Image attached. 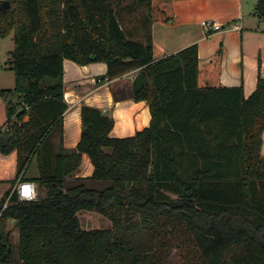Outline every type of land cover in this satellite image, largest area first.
Listing matches in <instances>:
<instances>
[{
  "label": "trees",
  "instance_id": "1",
  "mask_svg": "<svg viewBox=\"0 0 264 264\" xmlns=\"http://www.w3.org/2000/svg\"><path fill=\"white\" fill-rule=\"evenodd\" d=\"M4 1L11 5L2 10ZM125 1L131 14L146 10L141 40L122 26L117 9ZM255 15L264 20V0ZM173 18V0H0V39L14 33L15 43V87L1 95L17 97L8 102L0 153L19 152L12 186L25 181L37 156L35 182L46 190L34 202L12 197L0 229V263L264 264V78L260 73L246 98L242 86L221 83L222 46L204 66L197 44L166 54L152 26ZM66 59L105 63L100 82L136 72L131 98L148 103L150 126L113 138V117L84 105L78 146L61 143L49 157L69 109ZM83 154L95 168L89 180L108 188L75 179ZM71 180L77 184L68 186ZM9 194L0 197V212ZM80 211L105 216L113 228L83 229ZM11 220L19 227L17 257Z\"/></svg>",
  "mask_w": 264,
  "mask_h": 264
},
{
  "label": "crops",
  "instance_id": "2",
  "mask_svg": "<svg viewBox=\"0 0 264 264\" xmlns=\"http://www.w3.org/2000/svg\"><path fill=\"white\" fill-rule=\"evenodd\" d=\"M257 3L258 0H173V20L158 21L152 26L154 42L166 54H174L197 44L202 66L210 63L222 46L221 83L226 87L242 86L248 98L257 88L259 74L264 78V20L255 15ZM204 20L217 21L223 25V30L206 36L202 26ZM231 23L239 25L241 29L231 28ZM10 37L11 35L0 39V131L9 119L8 102L17 100L16 96L6 100L1 95L2 90H12L15 87V78H10L8 74L13 72L11 53L15 48V43L14 48L10 44ZM12 40L14 41V36ZM107 71L105 63L81 66L71 60L64 61L65 101L69 109L63 117L62 137H52L50 148L47 149L49 157L59 151L61 143L68 150L78 146L82 137L84 105L102 110L113 117L115 125L110 133L113 138L133 137L150 126L152 116L148 103L136 102L131 98V85L136 72L113 81L105 79L100 82ZM28 120L26 117L25 121ZM262 156L264 158V143ZM18 168L17 150L9 155L0 153L1 198L13 188L12 182L17 179ZM94 170L90 157L83 154L75 179H88L87 186L97 191L108 188L109 182L89 180ZM39 175V162L34 158L26 171L24 182H32L38 186L35 179ZM74 184L77 182L72 180L67 183L68 186ZM38 193L39 199L44 198L46 190L38 187ZM92 218L86 219L87 224L92 222ZM81 226L83 228L82 222Z\"/></svg>",
  "mask_w": 264,
  "mask_h": 264
},
{
  "label": "rangeland",
  "instance_id": "3",
  "mask_svg": "<svg viewBox=\"0 0 264 264\" xmlns=\"http://www.w3.org/2000/svg\"><path fill=\"white\" fill-rule=\"evenodd\" d=\"M127 4L128 2L125 1L122 3V6L118 7L117 9L120 12V19H121L122 26L130 35L135 37L134 38L135 40H141L140 35L142 33L140 30L141 27L139 24V20L146 14V10L143 8L139 10L138 12H136L135 14H131L130 11L126 8ZM13 35L14 33L11 34V37L9 38L12 48H14V41L12 40ZM8 74H10V78H13V79L15 78L14 72H10ZM49 142H50V138L43 146V151L47 148V145L49 144ZM35 158L37 159V156H35ZM78 216L81 222L83 223V228L85 230H111L113 228L111 221L105 216L97 212L80 211L78 213ZM90 217L91 218L94 217L97 219L95 220L92 218L91 219L92 222L87 224L86 219ZM10 230H11V233H10L11 243L13 246L14 254L17 257L19 255L18 254L19 253V227L18 225H14ZM173 255L175 257L178 256V252L174 251ZM177 260L182 262V259L179 256L177 257Z\"/></svg>",
  "mask_w": 264,
  "mask_h": 264
},
{
  "label": "built area",
  "instance_id": "4",
  "mask_svg": "<svg viewBox=\"0 0 264 264\" xmlns=\"http://www.w3.org/2000/svg\"><path fill=\"white\" fill-rule=\"evenodd\" d=\"M202 26L206 36H211L214 32H219L223 30V25L214 20H204ZM231 28L241 29L239 25L234 23L229 24ZM17 197L18 202H34L38 200V186L32 182L18 181L10 191L8 198L6 199L3 209L0 212V229L4 222L3 213L6 208H8L12 202L11 199L13 196ZM0 264H23L20 261L11 262V263H0Z\"/></svg>",
  "mask_w": 264,
  "mask_h": 264
},
{
  "label": "water",
  "instance_id": "5",
  "mask_svg": "<svg viewBox=\"0 0 264 264\" xmlns=\"http://www.w3.org/2000/svg\"><path fill=\"white\" fill-rule=\"evenodd\" d=\"M9 7H10V2L9 1H4L2 3V5H1V9L2 10L8 9ZM15 224H16V220L9 221L8 229H11Z\"/></svg>",
  "mask_w": 264,
  "mask_h": 264
}]
</instances>
